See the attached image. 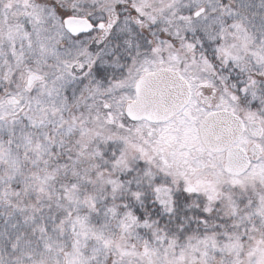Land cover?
Listing matches in <instances>:
<instances>
[{
  "label": "snow or ice",
  "instance_id": "obj_1",
  "mask_svg": "<svg viewBox=\"0 0 264 264\" xmlns=\"http://www.w3.org/2000/svg\"><path fill=\"white\" fill-rule=\"evenodd\" d=\"M0 264H264V0H0Z\"/></svg>",
  "mask_w": 264,
  "mask_h": 264
}]
</instances>
